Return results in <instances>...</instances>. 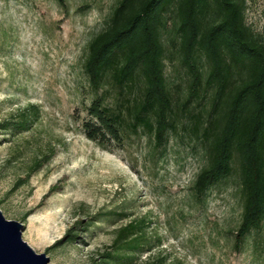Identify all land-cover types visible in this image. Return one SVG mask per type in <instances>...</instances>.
I'll return each instance as SVG.
<instances>
[{
	"label": "rangeland",
	"instance_id": "rangeland-1",
	"mask_svg": "<svg viewBox=\"0 0 264 264\" xmlns=\"http://www.w3.org/2000/svg\"><path fill=\"white\" fill-rule=\"evenodd\" d=\"M114 1L0 0V122L27 111L29 124L0 129L2 216L22 224L21 239L44 253L46 264L98 260L116 228L138 217L147 241L132 264H264V221L233 246L241 211L235 173L192 196L205 161L194 138L177 129L155 150L141 131L122 130L120 142L105 147L85 137L92 93L82 60ZM245 3V22L264 39V0ZM165 74L173 97L181 98L183 70L165 60ZM91 216L76 242L46 249L73 220L81 227Z\"/></svg>",
	"mask_w": 264,
	"mask_h": 264
},
{
	"label": "trees",
	"instance_id": "trees-1",
	"mask_svg": "<svg viewBox=\"0 0 264 264\" xmlns=\"http://www.w3.org/2000/svg\"><path fill=\"white\" fill-rule=\"evenodd\" d=\"M245 1L115 0L82 60L92 93L89 119L81 124L87 139L105 147L107 140L120 142L122 130L141 131L156 150L180 129L203 150L205 161L190 185L196 199L237 175L235 249L264 221V39L245 22ZM165 60L183 70L179 99L169 89ZM26 112L19 120H2L0 129H27ZM87 219L81 227L82 220H73L46 249L76 242L95 216ZM145 227L144 217L119 226L109 247L88 264H132L147 241Z\"/></svg>",
	"mask_w": 264,
	"mask_h": 264
},
{
	"label": "water",
	"instance_id": "water-1",
	"mask_svg": "<svg viewBox=\"0 0 264 264\" xmlns=\"http://www.w3.org/2000/svg\"><path fill=\"white\" fill-rule=\"evenodd\" d=\"M22 224L0 212V264H46L44 253L34 252L20 237Z\"/></svg>",
	"mask_w": 264,
	"mask_h": 264
}]
</instances>
